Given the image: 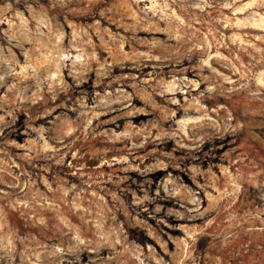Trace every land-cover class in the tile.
Listing matches in <instances>:
<instances>
[{"label":"rangeland","instance_id":"1","mask_svg":"<svg viewBox=\"0 0 264 264\" xmlns=\"http://www.w3.org/2000/svg\"><path fill=\"white\" fill-rule=\"evenodd\" d=\"M0 264H264V0H0Z\"/></svg>","mask_w":264,"mask_h":264}]
</instances>
